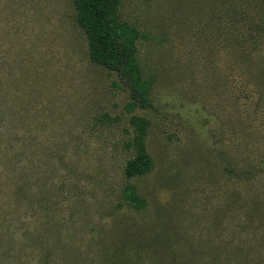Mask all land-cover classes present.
<instances>
[{"label":"rangeland","instance_id":"374dc122","mask_svg":"<svg viewBox=\"0 0 264 264\" xmlns=\"http://www.w3.org/2000/svg\"><path fill=\"white\" fill-rule=\"evenodd\" d=\"M119 15L147 106L90 61L74 0H0V264H264V0ZM134 116L155 166L129 179Z\"/></svg>","mask_w":264,"mask_h":264},{"label":"trees","instance_id":"16d2710c","mask_svg":"<svg viewBox=\"0 0 264 264\" xmlns=\"http://www.w3.org/2000/svg\"><path fill=\"white\" fill-rule=\"evenodd\" d=\"M122 0H74L79 28L87 38L89 59L121 78L132 82L133 97L142 106L150 105L148 85L143 81L137 58L138 32L124 23L119 15ZM134 128L128 147L135 152L125 167L129 179L145 176L154 169V160L146 147L149 122L146 118H131ZM125 201L134 209H144L147 201L128 185L124 189Z\"/></svg>","mask_w":264,"mask_h":264}]
</instances>
